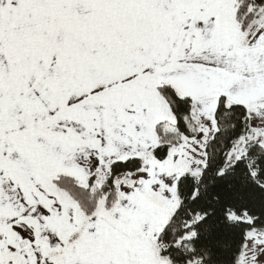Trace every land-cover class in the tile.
Instances as JSON below:
<instances>
[{"label":"snow or ice","instance_id":"6c2138e0","mask_svg":"<svg viewBox=\"0 0 264 264\" xmlns=\"http://www.w3.org/2000/svg\"><path fill=\"white\" fill-rule=\"evenodd\" d=\"M0 264H264V0H0Z\"/></svg>","mask_w":264,"mask_h":264}]
</instances>
